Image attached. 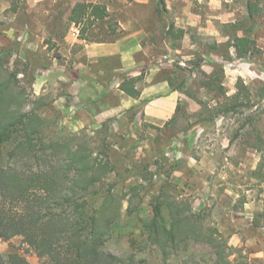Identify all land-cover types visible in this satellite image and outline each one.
Here are the masks:
<instances>
[{"label":"rangeland","instance_id":"1","mask_svg":"<svg viewBox=\"0 0 264 264\" xmlns=\"http://www.w3.org/2000/svg\"><path fill=\"white\" fill-rule=\"evenodd\" d=\"M94 1L20 0L14 12L9 0H0V61L7 60L22 98L45 121L47 141L92 153V158L114 167L104 178V188L112 184L121 201L116 232L106 240V251L122 258L133 255L140 264H223L211 247L199 243H190L166 263L152 246L131 244L130 233L136 241L141 237L135 228L138 216L126 215L127 199L132 198L134 204L141 200L139 217H147L150 199L167 183L164 192H158L163 199L187 204L192 212H200L204 227L218 231L225 248L223 261L264 264V183L252 174L260 155L250 147L254 139L246 135L250 128V134L264 135V116L259 117L257 107H243L238 113L198 123L200 102L213 107L224 99L205 87L213 70L219 71L218 65L227 96L235 92L239 78L252 95L264 86V11L248 19L246 0H219L214 5L215 16L220 18L214 20L218 35H205L203 30L190 34L187 29L185 40L160 49L158 62L154 61L161 69L156 79L181 89L180 108L174 122L150 124L143 118V100L123 107V95L115 85L126 73H99L79 55L80 29H85L87 42L120 36L112 19L88 28L68 21L77 3ZM263 4L264 0L259 3ZM200 13L204 16L205 11ZM236 33H248L254 41L251 55L237 59L228 47L227 41ZM145 70L136 84L139 90L147 85ZM204 117L210 118L206 113ZM140 175L148 182L141 181ZM23 248L19 237L0 239L1 256L18 250L30 264H38L35 254Z\"/></svg>","mask_w":264,"mask_h":264},{"label":"trees","instance_id":"2","mask_svg":"<svg viewBox=\"0 0 264 264\" xmlns=\"http://www.w3.org/2000/svg\"><path fill=\"white\" fill-rule=\"evenodd\" d=\"M9 1L15 12L20 0ZM261 1L246 0L248 19L264 11V4L259 5ZM158 5H163V0ZM107 17L104 5L83 2L71 9L68 21L75 27L85 24L88 28ZM84 32V28L80 29V39H86ZM177 32L169 26L167 35L180 38L184 34L182 29ZM227 42L237 59L251 55L254 50V41L248 33L241 36L236 33ZM6 61H0V239L9 241L19 237L21 248L24 246L26 253H34L38 264H140L133 255L122 258L105 249L106 240L116 232L121 201L112 191V184L104 188V178L114 167L109 161L92 158V153H81L66 143L47 141L43 136L45 121L22 98L17 76ZM218 68L222 69L220 65ZM220 69L217 73L213 70L205 87L218 91L224 99L213 107L200 102L202 111L198 114V123L238 113L243 107H257L259 117L264 116V86L252 95L251 89L239 78L235 92L227 96V89L220 84ZM140 80L141 75H124L118 89L138 99L140 91L136 84ZM169 85L172 90L181 91ZM179 108L178 104L175 115L167 122L177 119ZM202 112L210 118L206 119ZM244 129V125L239 127V136ZM251 131L252 128L246 134L247 138L254 139L250 147L260 155L252 174L264 183V135L250 134ZM140 180L146 183L149 179L140 175ZM166 187L167 183L161 184L150 199L147 217H139L141 200L134 204L132 198L127 199L126 215L138 216L135 228L141 237L136 241L134 233H130L131 244L152 246L166 263L167 258L175 257L190 243H199L211 247L219 263L230 264L223 261L225 248L217 238L218 231L204 227L200 212H192L187 204L168 203L163 199L158 192H164ZM0 264L30 263L24 253L16 250L6 257L0 255Z\"/></svg>","mask_w":264,"mask_h":264},{"label":"crops","instance_id":"3","mask_svg":"<svg viewBox=\"0 0 264 264\" xmlns=\"http://www.w3.org/2000/svg\"><path fill=\"white\" fill-rule=\"evenodd\" d=\"M96 1L94 3L106 7L108 17L105 20H114L117 25L116 34L120 33V36L105 42L78 40L82 47L79 55L82 54L85 64L96 67L99 73L120 72L126 73L128 77H137L141 75L142 69L147 68V85L139 90L138 99L126 96L119 89L118 91L123 95L124 108L143 100L144 121L150 124H164L175 115L180 94L172 90L164 79H156L161 70L157 63L154 64V61L158 62L159 59L157 52L168 48L169 43H176L177 39L185 40L187 29L190 34L203 30L205 35H218L214 29V20L220 18L215 16L214 5L218 4L219 0H163L161 6L158 5L159 0ZM197 5L199 7L196 8ZM203 10L205 14L201 16L200 12ZM199 24L201 27L204 24L205 28H199ZM169 26L175 31L184 30L183 36L176 38L174 35H167ZM165 55L167 56L164 54V57ZM118 86L119 83L115 85L116 88Z\"/></svg>","mask_w":264,"mask_h":264}]
</instances>
